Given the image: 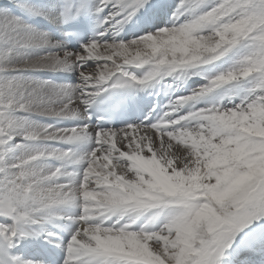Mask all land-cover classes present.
Listing matches in <instances>:
<instances>
[{
    "label": "snow or ice",
    "instance_id": "obj_1",
    "mask_svg": "<svg viewBox=\"0 0 264 264\" xmlns=\"http://www.w3.org/2000/svg\"><path fill=\"white\" fill-rule=\"evenodd\" d=\"M0 264H264V0H0Z\"/></svg>",
    "mask_w": 264,
    "mask_h": 264
}]
</instances>
